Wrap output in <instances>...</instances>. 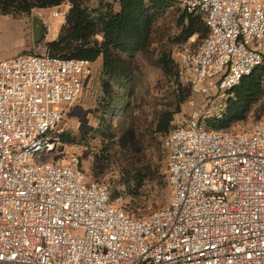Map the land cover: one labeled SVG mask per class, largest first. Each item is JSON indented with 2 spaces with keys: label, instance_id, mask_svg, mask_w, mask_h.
<instances>
[{
  "label": "built area",
  "instance_id": "obj_1",
  "mask_svg": "<svg viewBox=\"0 0 264 264\" xmlns=\"http://www.w3.org/2000/svg\"><path fill=\"white\" fill-rule=\"evenodd\" d=\"M180 3L208 29L179 57L192 96L225 94L264 62V0ZM92 70L48 50L0 61V264H264V117L249 134L208 131L192 106L162 138L168 205L132 218L78 157H54Z\"/></svg>",
  "mask_w": 264,
  "mask_h": 264
},
{
  "label": "trees",
  "instance_id": "obj_2",
  "mask_svg": "<svg viewBox=\"0 0 264 264\" xmlns=\"http://www.w3.org/2000/svg\"><path fill=\"white\" fill-rule=\"evenodd\" d=\"M66 1L0 0V16L16 18L28 15L34 9L59 7ZM68 2L70 9L65 16L64 24L56 39L46 44V49L52 57L87 60L92 64L100 62L102 114L109 116L111 120L102 132L103 137L110 143L103 149L102 159H108V152L114 150L115 155L119 157L117 161L121 162L123 167V178L127 177L133 184L135 190L133 198H138V192L151 179H154L155 186L161 193L168 187V161L162 140L159 144L158 138H163L172 128L175 115L180 113V107L186 101L182 90L184 84L180 80L179 64L176 65L169 51H161L157 56V64L162 76L174 83L172 97L175 100L164 105L161 110L154 109L153 119L144 126L148 137L143 140V134L136 126L140 118L132 116L128 104L133 92V80L137 78L136 55L150 51L154 44L153 28L157 18L174 5L181 7L177 19L179 35L174 41L175 44H184L194 36L201 43L208 32L204 16L187 12L182 8L180 0H118L101 5L94 12L87 8L84 0H68ZM114 84L118 86L119 92H122L121 95L116 93ZM225 94L228 98L221 116L211 119L205 117L202 121V125L208 131L222 132L220 130L246 121L252 108L264 102V62L250 76L243 77L237 86ZM122 101H124L123 106ZM119 106L121 110L116 113L115 110ZM113 119H116L114 125ZM104 124L105 122H102V125ZM55 138L63 144L71 143L64 133L55 132ZM146 150L151 151L149 156L146 155ZM156 154L166 159V181L160 174L159 165L148 159ZM164 205L165 201H159L154 208H161Z\"/></svg>",
  "mask_w": 264,
  "mask_h": 264
},
{
  "label": "rangeland",
  "instance_id": "obj_3",
  "mask_svg": "<svg viewBox=\"0 0 264 264\" xmlns=\"http://www.w3.org/2000/svg\"><path fill=\"white\" fill-rule=\"evenodd\" d=\"M87 8L94 12L101 5L114 3L115 0H84ZM70 9L68 0L59 7L50 9H34L28 15L19 17L0 16V61L13 58L17 55L28 53H43L46 44L58 35L65 16ZM180 5H174L164 14L157 18L153 28L154 44L146 54L136 55L137 73L133 80V92L130 95L128 104L133 117L140 118L136 123L138 131L141 132L142 139L146 140L148 132H145V125L153 119L154 109L161 110L164 105L173 102L174 83L162 76L157 64V56L163 51L170 52L172 59L179 64V57L186 51H193L200 44L196 36L190 38L184 44H175L174 41L179 35L177 19ZM37 20L42 22V32L40 39L34 42L33 25ZM100 40V38L97 37ZM253 48L264 55V42L254 43ZM101 65L100 62L93 64L92 75L85 84L83 93L78 101L65 107V114L62 122L57 126L56 132L64 133L71 143L63 144L58 141V150L54 157L62 159L64 162L72 156L78 157L81 167L89 182H97L105 185L110 193L112 203L126 211L134 218H141L154 211L166 207L171 195L168 187L159 193L155 186L154 179L138 192V198H133V184L127 177L122 176L121 162L115 155L114 150L108 152V159H102V151L108 147L109 141L103 137L102 132L111 120L109 116H103L102 88H101ZM117 94H122L115 85ZM185 96V103L180 107V113L175 115L174 120H186L190 114L192 106L197 108L201 117L218 118L224 111V103L227 95L224 93H213L208 97H195L189 93L186 85L182 87ZM122 106L124 101L121 102ZM121 110L119 106L116 111ZM264 117V105L256 104L246 121L233 124L225 130L226 133L249 134L253 126ZM102 122H105L102 125ZM116 119L112 120V124ZM113 124V125H114ZM144 132V133H143ZM162 137L158 138L159 144ZM110 145V143H109ZM146 155L151 151L146 150ZM153 163L159 165L160 174L166 181V159L162 155H151L148 157ZM135 195V194H134ZM161 196V197H160ZM160 199V200H159ZM159 201H165L161 208H154Z\"/></svg>",
  "mask_w": 264,
  "mask_h": 264
},
{
  "label": "water",
  "instance_id": "obj_4",
  "mask_svg": "<svg viewBox=\"0 0 264 264\" xmlns=\"http://www.w3.org/2000/svg\"><path fill=\"white\" fill-rule=\"evenodd\" d=\"M33 33H34V42H37L38 39H40L41 37V33H43L42 22L40 20H37L33 25Z\"/></svg>",
  "mask_w": 264,
  "mask_h": 264
},
{
  "label": "crops",
  "instance_id": "obj_5",
  "mask_svg": "<svg viewBox=\"0 0 264 264\" xmlns=\"http://www.w3.org/2000/svg\"><path fill=\"white\" fill-rule=\"evenodd\" d=\"M115 1H118V0H115ZM114 5H115V8H117V3H115ZM56 37H57V35H56V36H54L52 40H55V39H56Z\"/></svg>",
  "mask_w": 264,
  "mask_h": 264
}]
</instances>
